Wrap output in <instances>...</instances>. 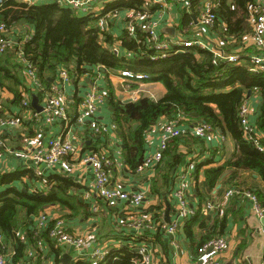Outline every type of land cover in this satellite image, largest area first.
<instances>
[{
    "label": "crops",
    "instance_id": "crops-1",
    "mask_svg": "<svg viewBox=\"0 0 264 264\" xmlns=\"http://www.w3.org/2000/svg\"><path fill=\"white\" fill-rule=\"evenodd\" d=\"M19 1L25 2L23 0ZM113 1L106 0L95 4V18L106 13L108 5ZM214 1L218 9L221 0ZM144 2V7L150 9L153 17L158 20V31L163 40L201 39L210 48L222 50L225 54H238L240 56L239 63H244L245 60L256 53L255 46L251 42H247V39L252 34V29L242 39L231 37L225 43L221 32L223 25L228 26L226 22H219L217 27L210 29L202 26L199 18L203 0H192L190 9L185 8L184 4L179 0H144ZM25 3L29 6H39L54 2L49 0L36 2L32 0L30 3ZM227 4L232 9H236L233 0H227ZM237 9L242 15V9L238 7ZM130 10L129 8L118 10V16L110 19L109 28L106 31L113 38V45L110 46V49L113 47L118 48V53H115L126 61L133 59L126 57V52L131 50L124 48L122 44V38L127 34V15ZM72 11L79 17L89 15L88 13L78 14L76 11ZM244 17L247 18L252 27V14L250 19L247 13H244ZM235 18L238 19L239 17L235 16ZM189 19L191 20L187 22ZM96 24L97 21L94 23L93 28L98 29ZM9 29L18 42L24 35L33 34L34 25L22 22L16 27ZM137 38L138 34L133 39L137 40ZM137 42L139 43L140 41L137 40ZM147 42L145 43L149 46L148 48L153 50L149 42L148 44ZM6 56L7 53L1 55L4 59H6ZM13 59L16 62L15 57ZM126 69L107 70L104 66H99L94 68L93 72L87 74V76H77L70 73V81L60 84L69 100L68 122L57 121L50 123L45 119L43 113L40 114L38 119H34L26 114L25 110L22 111L20 106L13 105V103L9 104L14 95L6 89L0 88V112H2L0 115L12 117L17 115L22 117L23 121L20 127L14 130L10 128L2 130L0 128V138L6 144L0 174L15 172L19 169L32 170L34 173L36 170H41L43 177L39 178L35 174L36 178L34 180L25 178V181L30 185L31 191L47 190L44 181L52 175L58 174L70 178L78 186L77 189L74 188L71 191V194L79 201V204H75V211L52 205L45 209V214L50 218V222L63 219L70 232L84 235L88 240L85 252L79 253L69 244L55 245L57 249L54 250L48 241L42 239L44 241L43 250H39L38 244L30 246L28 249H34L35 256L28 257L26 255L25 259L18 261L16 264L92 263L90 253L97 246L107 245L109 252H112L120 250L127 244L136 251L142 246L148 248L156 264H206L204 256L198 252L197 246L202 237L208 233L213 234L214 237H224L229 243L227 251L220 255L221 264H264V237L262 234L264 218L257 216L253 200L244 193L252 192L256 194V191L264 190V181L256 172L240 171L232 168L226 169L222 174L225 177L222 181H218V185L213 191L209 190L205 179L204 172L207 167L226 165L234 157L237 148L231 136L223 135L219 130L209 139L188 135L177 143L176 150L182 154V160L178 165L172 167V158L164 157L158 163L149 166L142 172L138 170L132 172L125 164L122 141L118 136L117 129L115 136L95 135L89 128L88 123L83 125L76 122L85 95L93 89L106 94L104 102L98 104L96 117L101 123L109 127L114 124L113 109L107 98L111 89L113 94L123 103H126V100L132 99L134 101L141 97H148L156 101L165 96L167 89L161 82L133 80L131 83H126L125 78L118 74L119 71ZM21 72L23 82L26 88L30 90L27 94L31 108L34 111L41 112L46 103L49 89L33 87L25 67ZM56 73L51 85L56 83ZM261 101L262 98L258 91L252 92L251 96L247 98V103L250 107L249 125L256 133H259L257 119ZM166 120V118L161 119L146 135L147 156H152L160 151L162 125ZM192 122L196 123L195 121ZM59 135H63L64 138L77 145L79 152L67 156L65 160L54 167H49L43 162L35 163L31 159L23 157L22 153L25 151V146L36 147L42 145L47 147L49 141ZM103 150L109 151L114 160H116V164L110 168L114 186L125 191H143L145 193V200L139 208L134 207L130 201H120L115 207L101 205L97 212L92 211L93 205L98 202L94 187L96 178L93 167L83 163L81 156L87 151ZM191 162L196 163V170L185 180L189 182L188 207L194 211V214H189L188 219H192L197 214L200 206L203 209H206L209 204L212 206L206 215L207 227L201 228L198 224L194 227V240L186 238L184 232L181 231L182 225L185 226V222L188 219L181 224L180 230L173 236L167 235L159 226V224L167 223L165 221V213L169 207L171 223L178 220L177 200L174 198L173 192L178 189L182 182L180 175L183 169ZM204 162H210V165L199 167ZM167 171H170L173 179L170 181V185L166 186L167 189L164 190L165 180L163 175ZM154 182H157V188L162 190L161 195L152 193ZM218 186H220L219 189ZM4 188L0 187V190ZM233 188L237 189L239 193L226 200L225 193ZM197 189L204 196V202L201 204L199 198L195 195ZM158 206L161 207L158 208ZM222 208L225 212L220 215V209ZM154 212L159 214V220L155 221L153 219ZM142 216L146 218L147 227L135 228L130 225L131 221ZM223 218H226V227L222 235H220L221 228L218 224ZM34 221L40 232L45 230L39 227L37 218ZM173 240H176L177 244H172ZM13 253V249L9 248L5 254L8 264H15L13 263ZM65 255L71 257L70 260L68 259L69 263L64 261ZM138 264H141V260Z\"/></svg>",
    "mask_w": 264,
    "mask_h": 264
},
{
    "label": "trees",
    "instance_id": "trees-1",
    "mask_svg": "<svg viewBox=\"0 0 264 264\" xmlns=\"http://www.w3.org/2000/svg\"><path fill=\"white\" fill-rule=\"evenodd\" d=\"M144 3V0H114L108 5L107 11L125 8L141 10ZM233 3L236 9H232L227 0H221L220 7L216 8L219 22L224 21L228 25L227 30L221 32L225 43L231 37L242 39L251 32V24L244 13L250 19L251 14L254 15L252 10L257 8L256 0H233ZM237 7L242 9V15ZM235 16L239 18L236 19ZM96 21L97 18L91 15L79 17L71 9L60 7L58 3L39 6H29L19 0H3L0 3V24H5L8 28L16 27L22 22L34 25L31 39L23 46V56L36 69L43 88L50 89V79L55 77L60 64L66 65L68 71L77 76H87L99 66H104L107 70L128 68L134 72L147 73L150 76L148 81L161 82L165 86V96L156 101L141 97L123 103L113 94L112 89L107 95L113 109V122L122 141L125 164L130 171L136 172L144 163L147 157L146 135L152 127L163 118L176 119L180 114H185L196 123L209 124L223 135L231 136L236 143V153L226 165L209 166L205 169L204 175L210 191L217 187L219 178L228 168L256 172L264 181V150L246 139L240 119V107L247 100L248 91H258L262 101L257 128L264 133V72L251 71L249 59L244 63H227L222 60L214 63V53L198 46L154 60L151 57L154 49L148 48L145 43L146 34L140 32L137 38L139 43L127 34L122 38L123 47L134 52L133 59L126 61L110 49L113 45L111 34L93 28ZM13 57L14 52L7 53L6 59L0 56V88L12 93L14 98L9 104L20 106L23 111L25 107L22 102L30 90L26 88L22 78L24 65L15 62ZM31 107L30 105L29 108ZM193 114H197V117ZM15 116L22 121V117ZM136 123L137 128H134ZM187 136L173 138L162 152L163 158H172V167L182 160V154L177 152L176 147ZM260 145L264 147V136L260 138ZM204 165H210V162L201 163L199 167ZM36 176L28 169L0 174V187H5L0 190V235L4 241V247L0 249L6 254L12 248L15 264L26 258V250L35 246L38 238L48 241L54 250L57 249L55 241L49 235L55 221L49 222V228L40 232L35 226L36 217L52 205L75 211V204H79L78 199L71 194L78 186L70 178L52 175L44 181L47 190L31 191L25 178L34 180ZM163 177L165 190L173 176L167 171ZM152 193L162 194V190L157 188V182L153 183ZM255 193L264 209V190ZM195 195L200 204L204 202L203 193L198 189ZM208 211L200 206L197 214L185 222L186 238L194 240V227L197 224L201 228L207 227ZM159 218V214L154 212L153 219L156 221ZM218 225L221 228L219 234L222 235L226 218L220 220ZM22 233L26 235L24 241L21 239ZM218 237L221 236L206 234L197 246L198 252L206 242ZM140 260L139 252L127 244L120 250L109 252L100 264H138Z\"/></svg>",
    "mask_w": 264,
    "mask_h": 264
},
{
    "label": "built area",
    "instance_id": "built-area-1",
    "mask_svg": "<svg viewBox=\"0 0 264 264\" xmlns=\"http://www.w3.org/2000/svg\"><path fill=\"white\" fill-rule=\"evenodd\" d=\"M3 0H0V3ZM30 3L32 0H23ZM36 2H43L47 0H34ZM54 3L60 4L62 7L69 8L76 11L78 14H86L95 17L94 7L99 2L106 0H49ZM184 4L185 8L190 9L192 0H179ZM257 8L252 10V34L247 39V42H251L255 48L256 53L249 57L250 69L253 72H264V0H257ZM217 5L214 0H203L202 11L199 18V22L206 28H215L219 25V18L216 12ZM118 16V11H107L102 16L97 18V28L99 31H107L109 28L110 19ZM159 22L153 17L150 9L143 8L141 10L131 9L127 15L126 33L130 38H136L138 32L145 33L147 41L154 49L152 59L165 58L171 53L183 52L188 48L198 46L202 49L210 50L214 53V63L218 60L225 61L227 63H239L240 56L238 54H225L222 50L210 48L201 39H178L175 41L163 40V37L158 31ZM227 26H222V31L225 32ZM11 30L5 25L0 24V56L8 52H14L16 62L24 65L27 75L32 81V85L35 88L42 89V83L37 75L36 69L29 63H27L23 56V46L31 39L32 34H26L17 42ZM114 52L118 51V48L113 47ZM118 53V52H117ZM134 53L131 51L126 52L127 58H133ZM121 77L125 78L126 83H131L133 80H147L150 76L144 72H134L132 70H121L118 73ZM56 83L52 84L48 94L46 103L43 106L41 112L34 111L29 108L30 99L25 96L22 104L25 107V112L34 119H38L40 114L43 113L45 119L50 123L57 121L68 122L69 121V100L63 92L61 83L70 81V72L65 65H59L56 73ZM106 97L105 93L98 92L95 89L90 90L84 97L81 103V110L76 118V122L79 124H87L95 135L102 136H115L116 125L109 127L106 124L101 123L97 117L98 104L104 102ZM250 107L247 100L240 107V119L241 124L245 130V136L247 140L255 142L256 145L264 150V147L260 145V138L264 136L263 132L256 133L254 129L249 125ZM21 119L16 116L0 115V128L5 130L7 128L16 129L21 125ZM217 132L209 124L199 122L193 123L188 115L180 114L176 119L166 120L162 125L161 138H160V151L152 156H147L144 163L138 168L139 172L144 171L149 166L158 163L162 160V152L167 149L169 142L173 138H179L186 135H193L199 138L209 139L213 134ZM4 149L6 144L2 138H0V168L4 160ZM79 152V148L69 139L64 138L63 135L56 136L49 141L47 147L38 145L36 147L25 146V151L22 153L24 158L33 160L35 163L43 162L49 167H54L61 163L65 158L71 154ZM81 161L85 164H89L93 167L95 174V195L98 202L93 205L92 211L97 212L101 205L108 207H115L120 201H130L131 204L139 208L142 206L145 200V193L143 191H125L113 184L110 168L116 164V160L112 157L109 151H87L81 156ZM196 170V163H189L182 171L180 183L178 189L173 192L174 198L177 200V214L178 220L167 224H159L160 228L167 233V235H175L179 230L181 224L189 218V214H194V211L188 207V187L189 182L185 180L188 176ZM35 174L38 177H43L41 170H36ZM239 193L237 189H229L225 193V198L228 200L234 194ZM254 202V210L260 218H264V209L262 208L257 196L252 192H245ZM212 206L207 205V210H210ZM225 210L220 209V215H223ZM192 214V215H193ZM37 218V222L40 228L48 229L50 218L41 213ZM130 225L135 228L147 227L146 218L142 216L130 222ZM49 235L56 245L69 244L77 252H85L88 244L86 236L76 232H70L66 222L63 219L55 220L54 225L49 230ZM262 234L264 237V227L262 228ZM21 239L26 240V235L21 234ZM3 237L0 235V248L4 247ZM39 250L44 249V241L42 239L37 240ZM172 244H177L176 240L172 241ZM264 246V241H263ZM229 248V243L224 237L213 238L206 242L200 249V254L204 256L206 264H221L220 255L225 253ZM35 250L27 249L26 255L28 257L35 256ZM141 257V264H156L151 256L148 248L142 246L137 250ZM109 253L107 245H100L94 248L90 257L94 264H100L104 262L106 256ZM0 264H8L6 255L1 252L0 249Z\"/></svg>",
    "mask_w": 264,
    "mask_h": 264
},
{
    "label": "water",
    "instance_id": "water-1",
    "mask_svg": "<svg viewBox=\"0 0 264 264\" xmlns=\"http://www.w3.org/2000/svg\"><path fill=\"white\" fill-rule=\"evenodd\" d=\"M50 81L53 82V78H51ZM251 93H252V91H248V94H247V97H246V98H249V97L251 96ZM131 101H132V99L126 100V103L131 102ZM107 103H108V102H107ZM41 110H42V109H41ZM193 116H194V117H197V114H193ZM137 125H138L137 123L134 124V127H137ZM224 177H225V175H223L219 180L222 181ZM219 188H220V186H218V189H219ZM169 213H170V207L166 210V213H165V215H166L165 221L167 222V224H170V223H171V219H170V215H169ZM263 221H264V219H263ZM181 231L184 232V225H182V227H181ZM70 258H71L70 256L65 255V256H64V261H65L66 263H69ZM68 259H69V260H68Z\"/></svg>",
    "mask_w": 264,
    "mask_h": 264
},
{
    "label": "rangeland",
    "instance_id": "rangeland-1",
    "mask_svg": "<svg viewBox=\"0 0 264 264\" xmlns=\"http://www.w3.org/2000/svg\"><path fill=\"white\" fill-rule=\"evenodd\" d=\"M138 252V251H137Z\"/></svg>",
    "mask_w": 264,
    "mask_h": 264
}]
</instances>
